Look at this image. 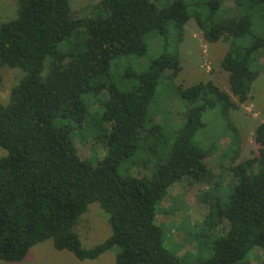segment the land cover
Wrapping results in <instances>:
<instances>
[{
    "label": "trees",
    "instance_id": "1",
    "mask_svg": "<svg viewBox=\"0 0 264 264\" xmlns=\"http://www.w3.org/2000/svg\"><path fill=\"white\" fill-rule=\"evenodd\" d=\"M158 1L101 0L93 18H73L69 0H16L17 16L0 25V66L22 73L8 104L0 103L6 152L0 158V260L21 262L33 246L51 240L55 250L80 261L116 250L115 264H183L165 248L157 214L170 187L208 174L206 159L217 146L193 142L205 127L203 114L218 107L225 118L248 100L264 72L255 57L264 48V0H244L245 6L235 0L234 15L224 8L227 0H170L161 8ZM223 9L227 18L214 23ZM190 20L208 43L227 42L220 67L228 93L212 82L179 88L187 119L166 139L149 117L150 106L159 83L181 71L177 53L168 49L170 27L180 41ZM153 33L164 41L159 56L140 73L130 67L121 73L126 58L146 55L145 37ZM89 101L101 108L100 117ZM227 127L238 141L237 129L231 122ZM86 131L105 150L96 162L81 159L75 147ZM253 142L254 157L231 168L234 183L208 205L203 222L212 230L225 220L228 228L194 264H249L256 249L262 251L257 264H264V119ZM149 166L148 175L132 173ZM92 203L107 214L110 235L84 248L76 227Z\"/></svg>",
    "mask_w": 264,
    "mask_h": 264
},
{
    "label": "rangeland",
    "instance_id": "2",
    "mask_svg": "<svg viewBox=\"0 0 264 264\" xmlns=\"http://www.w3.org/2000/svg\"><path fill=\"white\" fill-rule=\"evenodd\" d=\"M200 1L203 3L204 0ZM238 1L243 6L248 5L244 0ZM100 2L101 0H69L71 15L73 18H80L82 15L93 18L96 13H100L98 8ZM169 2L170 0H159L156 5L161 8ZM236 5L237 1L227 0L224 8L233 12L232 15H234ZM228 11L219 10L213 22L217 23L227 18ZM16 16V0H0V25L15 19ZM256 23H260L259 20L255 22V25ZM181 34L179 41V33L171 25L167 39L169 52L177 53L179 57L181 71L175 79L170 81L164 79L159 83L154 105L149 107L150 119L153 118L154 123L163 126V135L166 139L173 138L187 119L184 100H181L178 93L179 88L186 89L200 82H212L228 93L227 73L220 67V61L228 50L227 42L219 40L208 43L194 20L188 22ZM145 44L146 55L126 58L120 66L121 73L125 74L128 67L137 73L144 71L162 52L164 41L153 33L145 37ZM256 56L260 64H264V48L256 52ZM114 71H112L113 78ZM21 76L22 73L17 69L0 66V103L2 105L8 104L10 90ZM118 81L121 82V80ZM89 105L91 113L100 117L101 108L93 101H89ZM263 110L264 72L254 81L248 100L237 109L229 111L225 118L218 107L203 114L202 121L205 127L196 133L193 142L200 148H208L213 143L217 146L215 153L206 159L208 174L199 182L176 184L170 187L157 214V224L163 226L165 248L181 257L183 264H194L197 260L206 259L214 236L219 232H225L228 228L225 220L218 222L212 230L203 227L209 212L208 205L214 199H219L228 193L229 187L234 183L231 168L254 157L256 147L253 136L256 127L264 119ZM227 122H231L237 129L238 141L235 142L232 138ZM84 135L85 138L75 141L78 155L83 160L96 162L104 156L105 150L100 143L88 136L87 131ZM237 143V152L231 159L227 151L230 147L232 151L235 150ZM5 154V150L0 148V158ZM151 167L145 170L136 167L132 173L136 177H142L152 172ZM107 220V214L98 203L88 206L76 227L82 247L91 248L109 237L110 227ZM116 253V250H110L95 260L80 261L67 251L55 250L51 240H46L33 246L23 261L7 263L0 260V264H115ZM261 257L262 251L256 249L248 263L257 264Z\"/></svg>",
    "mask_w": 264,
    "mask_h": 264
}]
</instances>
